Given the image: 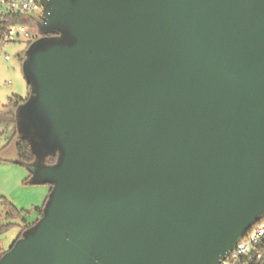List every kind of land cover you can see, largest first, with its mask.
<instances>
[{
  "label": "water",
  "instance_id": "95a60500",
  "mask_svg": "<svg viewBox=\"0 0 264 264\" xmlns=\"http://www.w3.org/2000/svg\"><path fill=\"white\" fill-rule=\"evenodd\" d=\"M39 3L16 121L50 192L0 264H220L264 218V0Z\"/></svg>",
  "mask_w": 264,
  "mask_h": 264
},
{
  "label": "rangeland",
  "instance_id": "374dc122",
  "mask_svg": "<svg viewBox=\"0 0 264 264\" xmlns=\"http://www.w3.org/2000/svg\"><path fill=\"white\" fill-rule=\"evenodd\" d=\"M41 15L42 10L29 15L33 17L29 37H17L13 43L0 46V104H7L12 97L27 99L29 95L24 58L31 45L40 38L38 23ZM6 56L8 61H5ZM15 132L24 134L25 128L20 125L0 126V246L7 251L21 234L23 223L7 217L2 202L6 201L18 211L26 212L25 222L31 224L39 219L36 208L43 207L50 192L48 185L25 184L27 170L7 161L16 153V141H10Z\"/></svg>",
  "mask_w": 264,
  "mask_h": 264
},
{
  "label": "built area",
  "instance_id": "2783aa9c",
  "mask_svg": "<svg viewBox=\"0 0 264 264\" xmlns=\"http://www.w3.org/2000/svg\"><path fill=\"white\" fill-rule=\"evenodd\" d=\"M42 10L39 0H0V18L8 15H30ZM30 27L9 25L0 31V46L13 43L17 37H29ZM9 58L6 56L5 61ZM220 264H264V218L252 226Z\"/></svg>",
  "mask_w": 264,
  "mask_h": 264
},
{
  "label": "trees",
  "instance_id": "16d2710c",
  "mask_svg": "<svg viewBox=\"0 0 264 264\" xmlns=\"http://www.w3.org/2000/svg\"><path fill=\"white\" fill-rule=\"evenodd\" d=\"M33 17L29 15L18 16V15H8L4 18H0V31L3 32L4 29L9 25H25L31 26ZM36 22V21H35ZM50 36V35H48ZM40 39V38H39ZM38 38L36 39L39 40ZM26 99H22L19 97H12L7 104L3 105L0 104V126L2 127H15L17 125L16 121V113L17 110L24 105ZM15 139L16 143V158L13 160V163L17 164L18 166L24 167L28 171V177L24 180L25 184H31L32 175L29 170V166L33 164L35 160V156L30 148V145L27 141L22 139L18 133H13L11 140ZM9 141V142H10ZM8 145V144H7ZM47 164L53 165L56 161V156H50L47 158ZM5 210L7 211V217L14 219V220H21L22 221V232L21 234L27 230L28 228L32 227L36 222L34 221L31 224H26L24 216L27 215L26 212L18 211L12 205L7 203L6 201L2 202ZM45 203V202H44ZM44 205V204H43ZM42 208H36V212L38 215H41ZM21 234L17 237V239L13 242V244L21 237ZM12 244V245H13ZM9 250V249H8ZM7 252L0 246V258Z\"/></svg>",
  "mask_w": 264,
  "mask_h": 264
},
{
  "label": "crops",
  "instance_id": "0c3cea01",
  "mask_svg": "<svg viewBox=\"0 0 264 264\" xmlns=\"http://www.w3.org/2000/svg\"><path fill=\"white\" fill-rule=\"evenodd\" d=\"M16 158V153L14 154V156L12 157V158H10V159H8L7 161L8 162H10V163H12V164H15V163H13V160ZM15 165H17V164H15ZM27 172V175H29L28 174V171H26ZM32 185V184H31Z\"/></svg>",
  "mask_w": 264,
  "mask_h": 264
}]
</instances>
